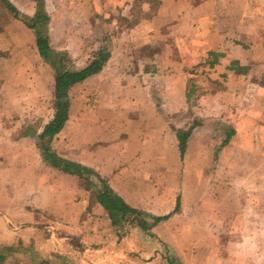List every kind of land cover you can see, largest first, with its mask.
I'll use <instances>...</instances> for the list:
<instances>
[{
    "label": "crops",
    "instance_id": "0c3cea01",
    "mask_svg": "<svg viewBox=\"0 0 264 264\" xmlns=\"http://www.w3.org/2000/svg\"><path fill=\"white\" fill-rule=\"evenodd\" d=\"M9 1L19 17L6 11L0 24V264H163L166 248L192 264L217 233L257 232L258 210L246 225L241 210L217 211L214 193L203 205L205 181L184 176L214 169L220 151L259 154L264 0H41L53 48L69 57L92 36L109 41L102 68L67 88V118L48 146L139 212L116 218L84 174L52 166L37 146L55 112L54 71L21 20L37 2Z\"/></svg>",
    "mask_w": 264,
    "mask_h": 264
},
{
    "label": "rangeland",
    "instance_id": "374dc122",
    "mask_svg": "<svg viewBox=\"0 0 264 264\" xmlns=\"http://www.w3.org/2000/svg\"><path fill=\"white\" fill-rule=\"evenodd\" d=\"M39 1L42 4V1ZM36 2L37 0H35V3ZM156 6H152L149 15L153 14L157 8ZM138 7L137 3L135 12L139 15ZM6 11L7 10L4 8V5L0 2V24H2V21L7 19L9 16ZM62 13H65L64 10H62ZM66 15L69 17L72 16V18L75 19V16L78 14L73 11L71 12V15L66 12ZM62 16L63 17H55L57 20H55L56 33L58 34L66 31L63 24L60 25V22H58V20H62L64 22L65 16ZM27 33V31L24 32V35ZM92 38V41L81 44L78 50H71V56H67L68 58L64 63L65 68H80L85 65V63L90 59L92 53L97 49L103 46H106V49H108L107 44L109 41L106 36L103 39H100L99 37L95 39V36H92ZM51 44L55 47L53 49L56 51L67 53L66 48L63 47L62 43L57 41ZM71 44L73 45L74 43L72 42ZM25 48L28 49V47ZM34 49L35 52L38 53L36 46ZM83 50H87V52H82ZM41 61L42 60H40V62ZM219 123L220 121L217 124ZM225 128V125L217 126V129H220L219 133H221V131ZM219 133L213 140L218 145L223 146L226 142H228V139L225 136H219ZM260 140L262 142V139ZM260 140L259 154L257 155H244L228 150H224L222 152L220 151V154L218 153L219 155H216V164L214 169L201 170L198 176L193 173L191 175L185 174V183L190 181V178L191 180H198L196 177H198L199 180H202L200 182L205 181L202 185H200V195L203 199H205L203 205H207L209 199L208 196L211 195V193H214L215 203L210 202V204L215 205V209L217 211H232L234 213L235 211L241 210L245 212L246 218L244 221L246 225H249L251 220L247 218L248 212L254 210H258L259 212L257 232H255L253 227L251 228L252 232H244L241 234L217 233L215 235L217 243L215 249L195 251V253L199 254L204 259L199 262L197 260H193V258L192 260L189 259L192 264H264V139L262 143H260ZM83 178L86 184L93 188V192L96 193L101 186L98 179L88 173L83 176ZM211 181L212 184H210ZM185 186L187 194L191 195L193 192V184ZM189 198H191V196ZM140 217H137L133 221L137 224L135 226H138L140 219H142V217ZM252 223L255 225V221L253 219ZM121 225L123 228L125 227V223ZM203 235L204 234H200L199 236L202 237ZM222 243L225 245L221 246ZM190 253L191 252H189V254ZM162 254L166 258H164L165 260H162L163 264H182L179 258L175 256L173 250L169 248H166L165 250L162 249ZM137 257H139V254H137Z\"/></svg>",
    "mask_w": 264,
    "mask_h": 264
},
{
    "label": "trees",
    "instance_id": "16d2710c",
    "mask_svg": "<svg viewBox=\"0 0 264 264\" xmlns=\"http://www.w3.org/2000/svg\"><path fill=\"white\" fill-rule=\"evenodd\" d=\"M4 8L13 14L14 17H19L16 7L9 0H0ZM37 8L33 16L22 17V22L30 29L33 30L35 35V43L39 55L43 57L54 71V98L53 105L55 112L53 118L44 125L42 131L37 136V146L41 150L43 157L54 167L59 168L65 172L76 174L78 176L92 174L98 179L101 186L97 190L100 201L105 207L108 208L112 217L116 218L117 214L130 212L138 215L135 209L129 207L123 202L121 198L116 196L111 189L106 185V182L98 174L94 173L87 167L80 165L77 162L64 159L49 149L48 142L53 134L57 133L67 118L68 99L66 90L67 88L90 74L98 72L105 64L108 58V51L106 46L100 47L92 53L87 63L75 69H68L64 67L67 60V53L56 51L50 45L47 35L44 33V25L48 20L47 14L42 10L41 2L37 0ZM58 58V59H57ZM185 135H179L180 149L183 150ZM155 218L154 221H158Z\"/></svg>",
    "mask_w": 264,
    "mask_h": 264
}]
</instances>
